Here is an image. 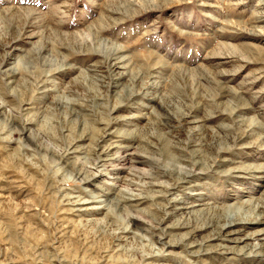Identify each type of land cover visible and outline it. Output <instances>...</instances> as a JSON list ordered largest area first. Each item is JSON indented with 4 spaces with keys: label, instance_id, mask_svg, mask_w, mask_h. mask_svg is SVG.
Returning a JSON list of instances; mask_svg holds the SVG:
<instances>
[{
    "label": "rangeland",
    "instance_id": "1",
    "mask_svg": "<svg viewBox=\"0 0 264 264\" xmlns=\"http://www.w3.org/2000/svg\"><path fill=\"white\" fill-rule=\"evenodd\" d=\"M259 2L0 0V264H264Z\"/></svg>",
    "mask_w": 264,
    "mask_h": 264
},
{
    "label": "bare ground",
    "instance_id": "2",
    "mask_svg": "<svg viewBox=\"0 0 264 264\" xmlns=\"http://www.w3.org/2000/svg\"><path fill=\"white\" fill-rule=\"evenodd\" d=\"M259 6L260 7H264V0H260L259 2ZM109 47V46H107ZM107 49V48H106ZM115 51V50H114ZM116 60L114 61V66L117 69H124L125 65L123 63V59H118L115 58ZM124 74H119L118 76L121 77ZM103 194V193H102ZM106 200V199H105ZM264 216V215H263ZM259 217V215H258ZM262 217V216H260ZM259 217V218H260ZM244 220V219H243ZM245 222H243L242 220L239 221V219H234L232 218V216L226 221V223H224L217 234H219L220 236H223V238L225 239L226 243H229V246H231V248H237L238 252H244V251H249L252 252L256 249H258L261 245L259 244H251V247H248V245H241L242 247H238V245H240L241 243H244L246 241V239H252V236H243L240 237V228L242 227L241 224H244ZM231 244V245H230Z\"/></svg>",
    "mask_w": 264,
    "mask_h": 264
}]
</instances>
